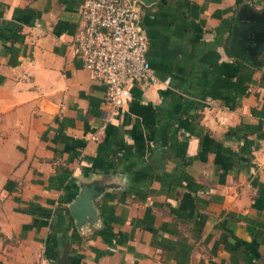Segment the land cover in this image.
I'll return each instance as SVG.
<instances>
[{
  "label": "crops",
  "instance_id": "obj_1",
  "mask_svg": "<svg viewBox=\"0 0 264 264\" xmlns=\"http://www.w3.org/2000/svg\"><path fill=\"white\" fill-rule=\"evenodd\" d=\"M83 0H0V264H264V0L141 7L156 81L118 109L72 52ZM115 187L76 227L79 179Z\"/></svg>",
  "mask_w": 264,
  "mask_h": 264
},
{
  "label": "built area",
  "instance_id": "obj_2",
  "mask_svg": "<svg viewBox=\"0 0 264 264\" xmlns=\"http://www.w3.org/2000/svg\"><path fill=\"white\" fill-rule=\"evenodd\" d=\"M140 0H83L72 52L105 85V101L118 109L131 98L127 81H156L146 56L148 40Z\"/></svg>",
  "mask_w": 264,
  "mask_h": 264
},
{
  "label": "water",
  "instance_id": "obj_3",
  "mask_svg": "<svg viewBox=\"0 0 264 264\" xmlns=\"http://www.w3.org/2000/svg\"><path fill=\"white\" fill-rule=\"evenodd\" d=\"M149 5L156 0H140ZM230 51L234 55L245 58L243 52L248 50L256 54L261 42L264 41V13H247L242 21H236L231 28ZM116 185L104 177L79 179L76 183L77 193L69 202V209L76 227L83 230L85 226L92 227L100 219L99 208L96 204L108 189Z\"/></svg>",
  "mask_w": 264,
  "mask_h": 264
}]
</instances>
